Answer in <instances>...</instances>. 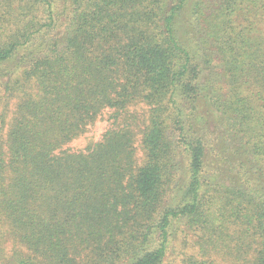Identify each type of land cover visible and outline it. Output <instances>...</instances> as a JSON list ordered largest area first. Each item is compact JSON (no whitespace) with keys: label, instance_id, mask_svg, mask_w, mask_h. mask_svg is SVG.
I'll return each mask as SVG.
<instances>
[{"label":"trees","instance_id":"trees-1","mask_svg":"<svg viewBox=\"0 0 264 264\" xmlns=\"http://www.w3.org/2000/svg\"><path fill=\"white\" fill-rule=\"evenodd\" d=\"M220 262L264 264V0H0V264Z\"/></svg>","mask_w":264,"mask_h":264},{"label":"rangeland","instance_id":"rangeland-1","mask_svg":"<svg viewBox=\"0 0 264 264\" xmlns=\"http://www.w3.org/2000/svg\"><path fill=\"white\" fill-rule=\"evenodd\" d=\"M12 103V102H11ZM14 107L12 106V111H13ZM12 112L8 115L7 120L10 121L12 119ZM109 127L108 122L103 121L100 122L94 129L93 131L83 137H81L80 139H78L77 141H75L74 143H72L70 146L74 149V150H84L88 145H90L92 142H96L99 139L101 140L102 135L104 134V132L107 130V128ZM8 129L4 130V135H6ZM139 158L141 163H143V161L141 160L143 158V151H139L138 152ZM219 264H227L225 262H220Z\"/></svg>","mask_w":264,"mask_h":264}]
</instances>
